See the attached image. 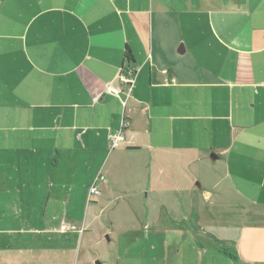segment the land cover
Here are the masks:
<instances>
[{"label":"crops","instance_id":"0c3cea01","mask_svg":"<svg viewBox=\"0 0 264 264\" xmlns=\"http://www.w3.org/2000/svg\"><path fill=\"white\" fill-rule=\"evenodd\" d=\"M0 264H264V0H0Z\"/></svg>","mask_w":264,"mask_h":264},{"label":"rangeland","instance_id":"374dc122","mask_svg":"<svg viewBox=\"0 0 264 264\" xmlns=\"http://www.w3.org/2000/svg\"><path fill=\"white\" fill-rule=\"evenodd\" d=\"M104 223H105V226H108L109 225V221H108L107 214H106L105 222ZM111 234H112V241L111 242H108L107 239L104 238L105 239V242H103L102 245L97 246L95 248V252H98L100 254H103L104 252H109L110 251V248H113V244H115L116 242H118L120 245H126V246H128L127 243H129L131 241L129 235H126V234L122 235L121 234L120 237H119V235L118 236L116 235L115 231H113ZM176 235H178V238H177L178 243H181V241H182L183 238H185V242L184 243H189V242L190 243H194V240L191 237L192 235L182 234L181 232H179ZM105 236H107L108 239H109V236L110 235L107 233V234H105ZM140 242L141 243L142 242L143 243H147L149 246L155 248L154 251H152V252L151 251H148V252L151 254V256H156V258H157V257H159V256L162 255V252L160 251V249L162 248V245L165 244V233H162L160 231L159 232H156L155 231L154 233L152 232L151 235L148 236V238H146L145 237V234L142 233V236L140 238ZM174 243H177V242L174 241ZM128 249H130V250L128 251V250H124L123 249V252L125 253L124 254L125 256L126 255H128V256H137L140 253V251L134 250L133 247H131V248L129 247ZM122 255H123V253H122Z\"/></svg>","mask_w":264,"mask_h":264},{"label":"built area","instance_id":"2783aa9c","mask_svg":"<svg viewBox=\"0 0 264 264\" xmlns=\"http://www.w3.org/2000/svg\"><path fill=\"white\" fill-rule=\"evenodd\" d=\"M135 73L130 68H123L119 73V80L124 85L125 88V99L121 100L122 105V115L119 121L118 130L111 135L108 136L109 146L111 150L119 148L125 141L123 133L129 127V120L127 117V106H126V98L131 92L132 85L134 83ZM107 92L114 95L115 97L120 99L121 94H123L119 89L114 88L111 85L107 86ZM102 180V178H101ZM99 191L97 190L96 185L94 184L89 189V196H97Z\"/></svg>","mask_w":264,"mask_h":264},{"label":"water","instance_id":"95a60500","mask_svg":"<svg viewBox=\"0 0 264 264\" xmlns=\"http://www.w3.org/2000/svg\"><path fill=\"white\" fill-rule=\"evenodd\" d=\"M209 158L213 161V160H215V159H217V157L215 156V154H210L209 155Z\"/></svg>","mask_w":264,"mask_h":264}]
</instances>
